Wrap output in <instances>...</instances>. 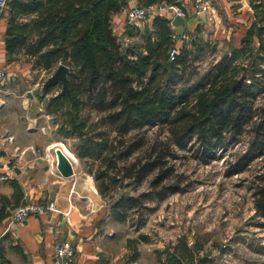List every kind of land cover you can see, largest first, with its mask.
<instances>
[{"label":"trees","instance_id":"16d2710c","mask_svg":"<svg viewBox=\"0 0 264 264\" xmlns=\"http://www.w3.org/2000/svg\"><path fill=\"white\" fill-rule=\"evenodd\" d=\"M13 1L6 40L9 55L23 48L36 32V43L27 46L28 54L37 57L35 67L51 70L60 61L71 66V97L54 96L47 109L66 117L70 126L66 134L82 142L81 157L99 164L91 173L118 223H126L134 213L140 227L145 223L144 213L154 210L147 203L188 191L187 177L177 172L176 161L190 144L196 159L209 164L238 143L253 124L247 152L230 163L226 174L244 173L264 153V106L257 110L253 106L264 93V26L254 23L241 48L230 47L231 54L200 74L194 68L204 53L202 42L195 40L198 36L184 43L176 61H169L175 34L167 18L155 17L139 40L122 43L112 20L129 0ZM175 1L141 0L142 6ZM23 17L31 19L22 23ZM127 27L131 37L138 36L135 28ZM248 53L252 64L250 70H243L252 82L234 90L239 81L233 65ZM192 99L197 103L189 107ZM87 103L106 114L93 125L89 116L82 115ZM100 127L105 131L97 133ZM154 127L168 136L151 139L148 133ZM145 183L147 189L139 193ZM254 186L256 214L264 220V173L256 177ZM3 201L7 199L0 196ZM5 208L6 204L0 211V224L9 216ZM259 227L264 228V221ZM186 254L184 249L168 252L167 262L183 264Z\"/></svg>","mask_w":264,"mask_h":264},{"label":"crops","instance_id":"0c3cea01","mask_svg":"<svg viewBox=\"0 0 264 264\" xmlns=\"http://www.w3.org/2000/svg\"><path fill=\"white\" fill-rule=\"evenodd\" d=\"M12 3L8 17L0 22V68L8 74L6 81L0 84V196L7 199L0 203V211L6 204L5 212L9 215L0 224V264L4 261L53 264L55 246L65 240H70L75 247L74 264H122L120 261L126 252L115 246L118 238L114 228L119 223L111 217L106 202L93 186L97 196L89 189L84 194L76 171L75 176L65 178L58 169L55 149L60 146L52 139L47 121H43V102L36 97L41 74L45 71L42 73L35 67L36 56L25 52L29 41L9 55L6 40ZM136 4L142 5L141 0H129L127 8L112 20L115 35L126 41L139 40L145 28H151L155 20L130 25L138 33L131 37L127 14ZM168 4L178 6L186 14L185 36L174 39L180 50L191 37H202L205 31L210 42L241 48L254 23L264 26V0H217L206 17L195 14L191 0ZM157 17L174 19L169 11ZM29 19L23 17L19 21L25 23ZM171 28L176 36L175 27L171 25ZM197 30L201 32L197 34ZM91 196L93 202L88 199ZM50 202L55 203L54 211L34 215L25 223L12 221L24 204Z\"/></svg>","mask_w":264,"mask_h":264},{"label":"rangeland","instance_id":"374dc122","mask_svg":"<svg viewBox=\"0 0 264 264\" xmlns=\"http://www.w3.org/2000/svg\"><path fill=\"white\" fill-rule=\"evenodd\" d=\"M33 34L34 37L29 39L30 44L36 43L38 39L36 32ZM195 40H200L204 47V53L194 64L200 74L220 62L226 53L232 52L228 45L210 42L207 31ZM122 43L127 45L129 41L124 38ZM27 50L28 47L25 48L26 53ZM251 61L252 55L248 53L234 63L233 66L237 70L235 79L239 81L245 77L244 84H251L252 79L243 70H250ZM61 64L71 68L63 61L51 70L38 67L42 73L45 71V74H41V85L37 89L36 97L39 102H43V121H47L51 127L52 139L74 158L75 171L84 194L88 193L89 189L90 193L97 196L93 191V188L98 191L97 182L91 170L96 171L99 164L94 163L95 160L91 158L81 157L82 142L79 137L66 134L70 128L65 123L66 117L63 114H50L47 109L52 97L62 91V85L59 83L53 86L50 92L49 89L45 93L42 92L45 82ZM262 77L264 79V75ZM196 103L197 100L192 99L189 107ZM253 106L254 110L264 106V93L254 100ZM82 115L89 116L93 125L106 114L99 113L88 104L82 110ZM252 126L253 124H250L246 128L240 141L224 151L220 159L209 164L196 159L192 144L187 150L180 152L183 157L176 161V168L178 173H184L187 177L188 191L172 195L161 202L147 203L148 207L154 210L144 213L145 223L140 227L139 218L134 213L130 214L126 223L115 225L114 231L118 238L115 246L126 252L125 257L121 258L122 264H168L167 253H175L177 249L187 252L183 264H264V228L259 227V223L264 220L256 214L254 198L255 179L264 173V153L244 173L234 176L226 174L230 163H234L247 152L253 137ZM61 129L64 132L59 134ZM99 131H105V127H100L97 133ZM158 136L164 139L168 132H161L159 127H154L148 133L151 139ZM146 189L147 183L140 187L139 193ZM89 199L93 202L92 196Z\"/></svg>","mask_w":264,"mask_h":264},{"label":"built area","instance_id":"2783aa9c","mask_svg":"<svg viewBox=\"0 0 264 264\" xmlns=\"http://www.w3.org/2000/svg\"><path fill=\"white\" fill-rule=\"evenodd\" d=\"M13 0H0V22L8 17L10 4ZM217 0H191L195 8V14L200 16L201 13L209 14L214 3ZM172 13V15H180L185 17L184 11L178 6L169 5L167 3H156L148 6L134 5L128 10L127 20L129 25H142L151 22L155 17L162 15L166 12ZM173 22V21H172ZM171 22V25L173 26ZM177 35L174 36L176 39ZM178 39V38H177ZM180 54V48L174 46L169 52V61L174 62ZM7 71L4 68H0V84L7 79ZM55 210V203L50 202L48 204L39 203H26L21 206L13 215L12 221L25 223L34 215H42L48 211ZM76 259V250L73 243L70 240L59 242L55 246L54 254L52 257L53 264H74ZM1 264H8L6 261Z\"/></svg>","mask_w":264,"mask_h":264},{"label":"water","instance_id":"95a60500","mask_svg":"<svg viewBox=\"0 0 264 264\" xmlns=\"http://www.w3.org/2000/svg\"><path fill=\"white\" fill-rule=\"evenodd\" d=\"M201 17H206V13H201ZM173 26L176 29L177 38L183 39L186 33V30L188 28L187 20L177 15L173 19L172 22ZM70 68L64 64H61L58 66L54 74L45 82L42 92L45 93L47 90L55 86L57 84L62 85V91L57 95L58 98L68 96L71 97V90L69 86V74H70ZM245 82V77H242L239 82L235 85L234 90L242 86ZM57 160H58V169L61 173V175L65 178H70L75 176V168L73 165V162L68 157L66 153L62 149L57 150Z\"/></svg>","mask_w":264,"mask_h":264},{"label":"bare ground","instance_id":"6f19581e","mask_svg":"<svg viewBox=\"0 0 264 264\" xmlns=\"http://www.w3.org/2000/svg\"><path fill=\"white\" fill-rule=\"evenodd\" d=\"M59 146V145H58ZM58 147H56V149H55V151H57L58 149H62L63 151H64V153H66L67 155H68V157L71 159V161L73 162V165H74V158H73V156L71 155V154H69L68 152H66L65 151V149H64V147H59L58 149H57ZM57 154V153H56ZM85 187H86V184H85ZM88 188V187H87ZM89 199V198H88Z\"/></svg>","mask_w":264,"mask_h":264}]
</instances>
